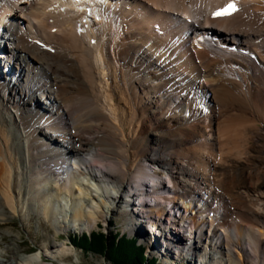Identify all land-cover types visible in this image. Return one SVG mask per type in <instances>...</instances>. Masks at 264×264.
<instances>
[{"label":"bare ground","instance_id":"1","mask_svg":"<svg viewBox=\"0 0 264 264\" xmlns=\"http://www.w3.org/2000/svg\"><path fill=\"white\" fill-rule=\"evenodd\" d=\"M229 1L0 0V220L6 209L34 210L56 232L90 231L127 213L126 232L160 238V224L143 223L153 211L195 197L179 218L202 229L199 202L212 209L217 197L223 218L207 228L209 261L201 230L196 253L173 258L166 244L158 261L264 264V0H236L231 16L214 17ZM189 10L209 29L182 31ZM175 224L170 232L188 239ZM14 245L0 249V264H45ZM43 248L70 264L69 245Z\"/></svg>","mask_w":264,"mask_h":264},{"label":"rangeland","instance_id":"2","mask_svg":"<svg viewBox=\"0 0 264 264\" xmlns=\"http://www.w3.org/2000/svg\"><path fill=\"white\" fill-rule=\"evenodd\" d=\"M131 176H132V173H130V175H128L127 177L131 179L133 177ZM146 180L147 178L145 179V181ZM6 210L7 212H6V215L4 216V219L0 220V233L2 234V237L0 239L1 240L0 249L4 250L5 248H7L9 244L13 243L15 244L14 248L18 245L17 249L20 252L29 253L33 251H36V252L40 251L42 254L43 260L45 261V264H60L58 260H55L54 258H50L48 256L47 257L44 256L43 243H46L52 246L53 248L60 247V245L64 244V241L68 240L67 238L68 234H73V231H79V230L72 229L66 232H56V228L52 225V221L50 220L48 221V219H45L43 215H41L40 213L34 212V210L26 211L25 213L26 215H23L22 217L18 215H12L8 209ZM116 214H114L113 216L109 215L107 221L105 222L103 220H98L97 225L91 229V231L92 230L101 231L102 237L100 240L101 242L99 244V248L95 250L86 249L85 247H82L77 244L78 247H76L75 251L74 249L71 248L72 251L63 257L65 262L70 263V264H143L142 261L145 262L144 259L141 261L138 259L136 261L133 255L132 256L127 255L128 257H126L125 255L123 256L121 253L116 252L115 247L111 242L112 235H114V228L120 227L121 229L122 228L121 225L123 223L128 226V221H127L128 218L127 219L125 218V216L128 214L127 213H124V214L120 213L118 215ZM137 214H138L137 212L134 213L133 211L132 221L135 224L140 225L139 222L141 221V218L143 217L142 216L136 217ZM83 231L87 232V229H84ZM151 237H153V235L148 234L146 238L143 237L141 239L146 240L150 238V243H152ZM96 240L98 241L99 239H96ZM77 241L79 242V240ZM67 243H68L67 245H70V242H67ZM158 244H159V251L157 252V250H155L154 247H152V251L150 253H154V254L158 253L161 255L162 259H164L167 256V254L164 251L168 247L164 245V242H159ZM110 254H112L111 256L113 258L110 256ZM151 257L155 258L153 255H151ZM252 259L253 257L250 258V260ZM195 260L198 261V258H196ZM260 261L261 260L259 259V262ZM168 262H170L169 264H175L173 262H176V264H189L190 263V262L186 263L187 260H184V261L176 260V261H167L165 262V264ZM147 264H151V262H148ZM157 264H163V263L157 261Z\"/></svg>","mask_w":264,"mask_h":264},{"label":"trees","instance_id":"3","mask_svg":"<svg viewBox=\"0 0 264 264\" xmlns=\"http://www.w3.org/2000/svg\"><path fill=\"white\" fill-rule=\"evenodd\" d=\"M101 237H102L101 233L94 231L91 233L90 236L82 235L79 238V242L76 240H75V242L78 245L85 247L86 249H94L95 250V249L99 248V244L101 242L100 241ZM96 239H99V240L97 241ZM111 242L114 245L116 252L121 253L123 256L125 255L126 257H128L127 255H131V256L133 255V257L136 261L138 259L140 261L144 259V257L142 256V249L139 247H136L134 241H130L123 236L117 240V235H112V241ZM112 254H110V256ZM142 262H144V261H142ZM149 262H151V264H152V263H154V260L152 259Z\"/></svg>","mask_w":264,"mask_h":264},{"label":"snow or ice","instance_id":"4","mask_svg":"<svg viewBox=\"0 0 264 264\" xmlns=\"http://www.w3.org/2000/svg\"><path fill=\"white\" fill-rule=\"evenodd\" d=\"M235 11H237L235 4L228 3L225 7L214 12L213 15L214 16H227V15H231Z\"/></svg>","mask_w":264,"mask_h":264}]
</instances>
